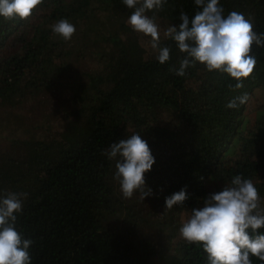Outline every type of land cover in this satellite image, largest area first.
<instances>
[{"label": "trees", "instance_id": "1", "mask_svg": "<svg viewBox=\"0 0 264 264\" xmlns=\"http://www.w3.org/2000/svg\"><path fill=\"white\" fill-rule=\"evenodd\" d=\"M219 3L225 16L241 12L264 33V0ZM133 11L122 0H43L27 19L0 17V109L9 112L55 85L77 86L53 133L39 136L26 126L31 133L7 135L10 121L0 114V197L27 193L15 226L33 241L31 264H208L202 246L180 235L191 210L236 175L253 181L264 208V103L250 105L264 90V47L252 46L257 63L240 89L199 62L180 77L170 69L185 54L163 32L181 23L182 11L191 19L202 8L195 0H167L147 13L156 16L160 46L171 49L164 64L150 37L126 24ZM62 18L76 29L69 41L51 29ZM119 27L131 32L128 41L110 36ZM72 45H93L97 56L96 68L75 83L67 76L78 58ZM244 93L246 104L226 107ZM133 134L155 160L144 174L152 190L144 200L138 192L123 197L116 160L102 154ZM181 189L183 206L166 209L165 198Z\"/></svg>", "mask_w": 264, "mask_h": 264}, {"label": "clouds", "instance_id": "2", "mask_svg": "<svg viewBox=\"0 0 264 264\" xmlns=\"http://www.w3.org/2000/svg\"><path fill=\"white\" fill-rule=\"evenodd\" d=\"M43 0H0V17L6 20L27 19ZM129 9H134L127 20L133 31L150 37V47L156 59L164 64L170 59V47H161L160 27L156 16L149 11L163 9L167 0H122ZM202 8L190 19L183 11L181 23L168 26L164 37L173 40L185 56L178 68L170 69L177 76H185L186 70L197 62L206 70L226 73L237 83L232 90L243 87V79L254 71L257 59L252 55V46L264 47V33L257 34L251 19L241 12L224 15L219 0H195ZM52 32L69 41L76 29L67 19H60L51 26ZM249 95L233 97L226 105L237 109L246 104ZM116 160L115 178L119 181L124 198L139 193L141 199L152 195L146 186L144 174L151 170L155 160L148 143L139 134L112 143L105 153ZM27 193L8 192L0 197V264H31L29 248L33 243L16 229L17 214L22 211V199ZM186 190L165 198L166 209L183 206ZM261 197L251 179L234 176L221 190L210 192L203 199V206L193 208L189 218L180 228L181 237L189 244L202 246L208 264H252L250 257L264 262V208Z\"/></svg>", "mask_w": 264, "mask_h": 264}, {"label": "rangeland", "instance_id": "3", "mask_svg": "<svg viewBox=\"0 0 264 264\" xmlns=\"http://www.w3.org/2000/svg\"><path fill=\"white\" fill-rule=\"evenodd\" d=\"M124 28H116L110 33V36L121 41H128L132 35L126 27ZM72 47L74 54H78V58L67 76L73 77L72 82L75 83L78 80L86 79L87 74L96 68L97 56L94 54L96 48L93 45L84 49L78 48L80 51L76 46L72 45ZM75 88H77L75 84L69 86L55 85V87L41 92L22 105L10 109L9 112L5 109H0V114L4 113L2 115L10 121V125L5 123V133L7 135L10 132H16L17 135H22L25 131L28 134L31 133L32 131H29L26 126H33V132L39 136L44 133L57 131L61 124L65 122V109H69L74 105L71 95L76 91ZM261 103H264V90H257L250 105L255 107ZM254 115L255 111L251 112L252 119H254ZM39 124L41 127H38Z\"/></svg>", "mask_w": 264, "mask_h": 264}]
</instances>
